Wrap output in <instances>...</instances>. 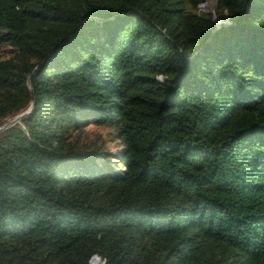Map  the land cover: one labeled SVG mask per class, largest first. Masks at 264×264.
Listing matches in <instances>:
<instances>
[{
	"label": "trees",
	"instance_id": "16d2710c",
	"mask_svg": "<svg viewBox=\"0 0 264 264\" xmlns=\"http://www.w3.org/2000/svg\"><path fill=\"white\" fill-rule=\"evenodd\" d=\"M205 1L0 0V264H264V0Z\"/></svg>",
	"mask_w": 264,
	"mask_h": 264
},
{
	"label": "rangeland",
	"instance_id": "374dc122",
	"mask_svg": "<svg viewBox=\"0 0 264 264\" xmlns=\"http://www.w3.org/2000/svg\"><path fill=\"white\" fill-rule=\"evenodd\" d=\"M215 4V0H206L203 4L200 5L199 10L206 12H213V6ZM100 137L104 139V146L106 150L111 153H117L120 149L117 141L113 140L112 134L109 133V130L103 127H97L95 125H90L85 128V133L82 135V139L87 142H95L97 138ZM86 139V140H85ZM97 264L98 260H93ZM92 261V262H93ZM91 264V262H90Z\"/></svg>",
	"mask_w": 264,
	"mask_h": 264
},
{
	"label": "water",
	"instance_id": "95a60500",
	"mask_svg": "<svg viewBox=\"0 0 264 264\" xmlns=\"http://www.w3.org/2000/svg\"><path fill=\"white\" fill-rule=\"evenodd\" d=\"M214 22H215V25L218 26L219 24H222L224 21L222 19H218V18L214 17ZM31 99H32V101L30 103V106L25 111L18 114L17 116H15L13 119L8 121L4 125L0 126V131L11 126V125H13V124H15L16 122H19L26 114H28L32 110V108L34 106V98H33L32 93H31Z\"/></svg>",
	"mask_w": 264,
	"mask_h": 264
},
{
	"label": "bare ground",
	"instance_id": "6f19581e",
	"mask_svg": "<svg viewBox=\"0 0 264 264\" xmlns=\"http://www.w3.org/2000/svg\"><path fill=\"white\" fill-rule=\"evenodd\" d=\"M97 264H99V262L97 261Z\"/></svg>",
	"mask_w": 264,
	"mask_h": 264
}]
</instances>
